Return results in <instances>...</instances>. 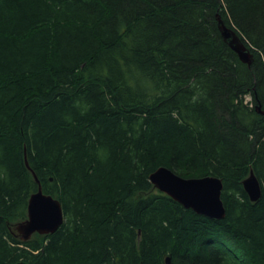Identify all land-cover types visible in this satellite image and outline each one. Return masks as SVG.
<instances>
[{
    "label": "trees",
    "instance_id": "trees-1",
    "mask_svg": "<svg viewBox=\"0 0 264 264\" xmlns=\"http://www.w3.org/2000/svg\"><path fill=\"white\" fill-rule=\"evenodd\" d=\"M160 167L220 178L226 217L155 188ZM34 173L64 222L23 240ZM167 257L264 264V0H0V264Z\"/></svg>",
    "mask_w": 264,
    "mask_h": 264
},
{
    "label": "water",
    "instance_id": "water-1",
    "mask_svg": "<svg viewBox=\"0 0 264 264\" xmlns=\"http://www.w3.org/2000/svg\"><path fill=\"white\" fill-rule=\"evenodd\" d=\"M218 27L224 41L239 59L249 66L252 65L253 55L238 34L220 17ZM34 177L38 183V190L30 196L28 218L16 225V231L23 240H29L35 233L54 234L64 222L61 202L52 195L45 194L35 173ZM149 178L155 188L184 208L212 219L220 220L226 217L222 201L224 185L220 178L214 176L183 178L167 167L158 168ZM243 186L251 201L257 202L261 198L262 188L253 172L244 180ZM166 264H171L169 257L166 258Z\"/></svg>",
    "mask_w": 264,
    "mask_h": 264
},
{
    "label": "bare ground",
    "instance_id": "bare-ground-1",
    "mask_svg": "<svg viewBox=\"0 0 264 264\" xmlns=\"http://www.w3.org/2000/svg\"><path fill=\"white\" fill-rule=\"evenodd\" d=\"M235 31V30H234ZM236 32V31H235ZM237 33V32H236ZM239 36V35H238ZM240 37V36H239ZM251 172H253V171H251ZM254 173V172H253ZM255 174V173H254ZM250 175V174H249ZM256 176V175H255ZM249 177V176H248ZM256 178H257V176H256ZM257 180L259 181V183H260V186H261V188H262V184H261V182H260V180L257 178ZM244 182V181H243ZM34 235V234H33ZM32 235V236H33ZM22 239V238H21Z\"/></svg>",
    "mask_w": 264,
    "mask_h": 264
}]
</instances>
